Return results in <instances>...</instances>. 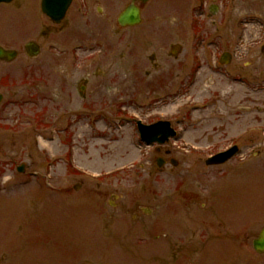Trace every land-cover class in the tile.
Segmentation results:
<instances>
[{"label": "rangeland", "instance_id": "1", "mask_svg": "<svg viewBox=\"0 0 264 264\" xmlns=\"http://www.w3.org/2000/svg\"><path fill=\"white\" fill-rule=\"evenodd\" d=\"M210 5L219 7L215 15L209 13ZM161 9L160 1L151 5V12ZM155 18L161 19L151 17ZM166 25L168 36L176 34L171 43L178 50L174 62L182 66L183 86L178 98L172 100V92L167 106L157 113L171 119L177 132L169 145L183 150L175 158L182 163L185 156L190 164L177 173H185L191 165L192 171H201L209 155L238 147L239 153L228 163L230 177L222 184L226 214L209 222L201 217L196 232L191 229L180 244L168 245L161 253L165 168L157 167L155 146L140 141L125 88L119 94L123 106L112 123L104 120L96 125V131H104L109 138H88L80 121L69 123L61 117L51 128L53 132L46 134L48 141L37 140L40 150L34 149L35 134L27 125L24 129H30L24 132H30V148L9 157L0 155V189L14 185L8 197L0 194V264H73L79 246L90 264H141L140 260L169 264L177 255L170 251L180 253L181 249L182 258L176 264H264V255H257L251 245L264 226V0H192L179 23L172 28L174 20L170 19ZM121 51L128 52L124 46ZM225 52L232 59L221 66L219 58ZM174 62L167 60L170 70ZM73 77L74 81L79 78ZM63 78L56 75V85ZM171 78L174 84L175 77ZM40 107L25 109L22 115L37 116ZM10 163L12 167L4 169ZM20 164L25 165L22 174L16 170ZM173 179L178 181L177 176ZM95 181L106 182L97 193L103 217L114 218L121 214V206L134 203L152 210V216L140 224L150 230L133 239L141 249L130 246L121 232H112L114 241L106 238L107 225L103 232L93 231L98 216L84 204ZM44 185L50 186L45 188L49 199L39 198L43 189L39 187ZM73 186L79 188L75 191ZM109 189L121 195L118 201L108 196ZM114 201L121 206L112 209L108 203ZM179 221L185 223L182 218Z\"/></svg>", "mask_w": 264, "mask_h": 264}, {"label": "flooded vegetation", "instance_id": "2", "mask_svg": "<svg viewBox=\"0 0 264 264\" xmlns=\"http://www.w3.org/2000/svg\"><path fill=\"white\" fill-rule=\"evenodd\" d=\"M158 1L162 9L151 12V5ZM170 1L0 0V155H17L25 148L29 149L30 132L35 134L34 149L40 150L37 140L48 141L46 134L53 132L51 128L61 117L69 123L80 121L88 138H109L104 131L97 132L96 125L104 120L112 123L111 119L123 106L124 99L119 94L125 88L136 132L138 122L148 126L165 121L175 129L171 119L162 118L157 113L167 106L172 92L174 96L170 98H178L183 86L182 66L178 67L174 62L178 59V50L176 44L171 43L176 34L167 35L166 23L167 20H174L172 28L179 23L182 11L192 0ZM64 7V14L57 15V10ZM127 8L137 10L138 22L121 24L120 15ZM218 9L215 5L208 7L209 12H217ZM167 10L175 13L162 15ZM153 14L161 19H151ZM121 46L128 52L121 51ZM168 59L175 64L171 70ZM61 74L64 78L56 85V75ZM172 75L175 77L174 84ZM73 76L79 78L74 81ZM37 107H40L39 115H22L25 109L36 110ZM44 107L47 110H43ZM27 125L33 130L26 128L30 132H24ZM114 129L115 126L112 128L115 132ZM176 138L177 134L172 140ZM170 141L154 147L166 175L162 182L160 205L161 253L166 252L168 245L180 244L179 240L191 229L196 232L195 228L202 224L201 217L209 222L211 218L225 213L226 194L221 191L230 177V160L217 165L205 164L209 157L225 150L209 155L201 171H192L191 165L185 173H177L176 170L190 164L185 156L182 163L175 158L183 149L170 147ZM71 144L69 141V149H73ZM12 165L6 164L4 169L8 170ZM20 166L25 172V165ZM175 176L178 181L173 179ZM105 186L106 182L95 181L85 196L84 205L90 208L91 214L98 216L93 231L103 232L102 228L107 225L106 238L114 241L110 237L112 232H121L127 235L130 246L141 249L142 245L134 244L133 239L137 240L138 236L146 235V231L150 230L140 224H143L144 217L152 216V210L141 207L139 203L118 206L116 201L121 195L109 189L108 196L116 200L108 203L109 206L112 209L121 206L122 212L114 218L103 217V204L97 193ZM13 187H3L0 194L5 193L8 197ZM39 188H43L38 193L39 198L49 199L51 194L45 188L50 189V186ZM77 188L73 186L75 191ZM201 200L204 202L200 203ZM181 218L185 223L179 221ZM79 247V257L73 264L93 263L86 259ZM82 247L85 249L84 244ZM180 251H170L177 252L170 263L173 261L176 264L182 258L183 249ZM140 263L143 264L142 260Z\"/></svg>", "mask_w": 264, "mask_h": 264}, {"label": "water", "instance_id": "3", "mask_svg": "<svg viewBox=\"0 0 264 264\" xmlns=\"http://www.w3.org/2000/svg\"><path fill=\"white\" fill-rule=\"evenodd\" d=\"M145 1V0H143ZM65 8L61 10H57L56 14L62 16L65 12ZM121 24H125L127 22L136 23L138 22L137 11L133 9H126L120 16ZM229 56L228 54H224L221 57L220 64L224 65L228 63ZM139 135L142 142H145L148 145L157 143L159 145L163 144L170 137L175 135L174 131L170 128V124L167 122H160L152 126H142L139 125ZM238 152L237 147H232L228 151L216 155L214 157L209 158L206 161L207 165L211 164H221L225 161L229 160ZM158 166H160V162H158ZM18 172H23L22 168L18 169ZM253 250L259 254H264V227L261 228L258 236L252 241Z\"/></svg>", "mask_w": 264, "mask_h": 264}]
</instances>
